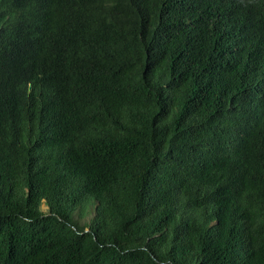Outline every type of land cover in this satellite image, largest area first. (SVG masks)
Here are the masks:
<instances>
[{
  "label": "trees",
  "instance_id": "obj_1",
  "mask_svg": "<svg viewBox=\"0 0 264 264\" xmlns=\"http://www.w3.org/2000/svg\"><path fill=\"white\" fill-rule=\"evenodd\" d=\"M0 264H264V0H0Z\"/></svg>",
  "mask_w": 264,
  "mask_h": 264
},
{
  "label": "rangeland",
  "instance_id": "obj_2",
  "mask_svg": "<svg viewBox=\"0 0 264 264\" xmlns=\"http://www.w3.org/2000/svg\"><path fill=\"white\" fill-rule=\"evenodd\" d=\"M42 208H43V210H46V206L43 205Z\"/></svg>",
  "mask_w": 264,
  "mask_h": 264
}]
</instances>
